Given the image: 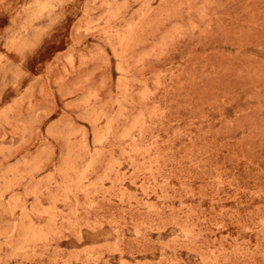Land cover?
<instances>
[{"label": "rangeland", "instance_id": "obj_1", "mask_svg": "<svg viewBox=\"0 0 264 264\" xmlns=\"http://www.w3.org/2000/svg\"><path fill=\"white\" fill-rule=\"evenodd\" d=\"M0 264H264V0H0Z\"/></svg>", "mask_w": 264, "mask_h": 264}]
</instances>
